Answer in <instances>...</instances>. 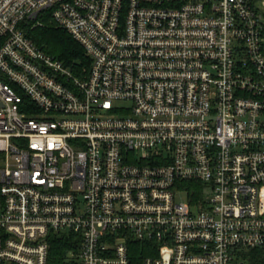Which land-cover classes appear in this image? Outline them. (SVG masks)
Returning a JSON list of instances; mask_svg holds the SVG:
<instances>
[{
    "label": "built area",
    "instance_id": "1",
    "mask_svg": "<svg viewBox=\"0 0 264 264\" xmlns=\"http://www.w3.org/2000/svg\"><path fill=\"white\" fill-rule=\"evenodd\" d=\"M43 13L89 65L24 36ZM62 234V264L264 248V0H0V264Z\"/></svg>",
    "mask_w": 264,
    "mask_h": 264
},
{
    "label": "trees",
    "instance_id": "2",
    "mask_svg": "<svg viewBox=\"0 0 264 264\" xmlns=\"http://www.w3.org/2000/svg\"><path fill=\"white\" fill-rule=\"evenodd\" d=\"M19 27L24 36L32 41L36 47L50 57L62 62L65 66L77 69L81 65H89V59L83 48L64 30L58 28L50 20L47 13L39 15L36 20L24 21ZM21 102L25 104L26 101L22 98ZM197 188V185L192 186V189ZM74 237L71 234H62L51 239L50 264L63 263L66 254L75 249L73 248ZM135 254L139 256V249L135 251ZM239 257L247 264H264V248L242 251Z\"/></svg>",
    "mask_w": 264,
    "mask_h": 264
},
{
    "label": "rangeland",
    "instance_id": "3",
    "mask_svg": "<svg viewBox=\"0 0 264 264\" xmlns=\"http://www.w3.org/2000/svg\"><path fill=\"white\" fill-rule=\"evenodd\" d=\"M120 104H122V105H126L127 103H125V102H120Z\"/></svg>",
    "mask_w": 264,
    "mask_h": 264
}]
</instances>
